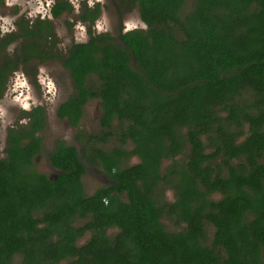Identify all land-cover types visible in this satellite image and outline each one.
<instances>
[{"label":"trees","instance_id":"trees-1","mask_svg":"<svg viewBox=\"0 0 264 264\" xmlns=\"http://www.w3.org/2000/svg\"><path fill=\"white\" fill-rule=\"evenodd\" d=\"M54 1L53 17L72 13ZM130 3L146 30L95 34L100 8L80 5L89 39L64 56L47 20L0 38V97L12 73L35 77L38 64L60 59L75 92L59 116L77 121L88 98L100 100L103 125L141 157L114 175L127 201L105 205L106 191L84 200L63 143L49 154L56 180L34 171L46 118L40 106L25 112L27 127L9 130L0 159V264H264V0ZM76 218H87L83 228ZM84 230L91 237L78 245Z\"/></svg>","mask_w":264,"mask_h":264},{"label":"flooded vegetation","instance_id":"flooded-vegetation-1","mask_svg":"<svg viewBox=\"0 0 264 264\" xmlns=\"http://www.w3.org/2000/svg\"><path fill=\"white\" fill-rule=\"evenodd\" d=\"M0 1H1L0 5L4 4V7L7 8L8 5H6V3L4 2L5 0H0ZM40 1L41 0H35V2H40ZM123 1L126 3V5L123 6V8H122L121 6L123 5ZM54 3H55V1L53 0L52 4L50 5L49 15L46 19L44 17H40L38 15H36L34 18L30 15H29V17H25L24 15H22V16H20V18L17 19V22H15L14 29L8 33L0 34V38L5 37L6 35H8L12 32H17L18 27H19L18 23H20L22 21H27L28 23H25V24H27L28 26L33 25L36 20H47V21L53 23V20L59 19L61 17L60 16V17L56 18V17H53L51 15L50 11H51V8L53 7ZM118 3H119V6H118L119 11L121 8V11L123 12V14H125L127 8L131 4L130 0H118ZM15 4L16 3L12 4L11 6L14 5L13 6L14 8H16L17 6H20V5H17V4L15 5ZM29 5L31 6V4H27L25 6L26 10L29 9ZM97 5L100 8V16H101L103 11L106 13L108 10H110L113 13V8H115V10H116L118 4H117L116 0H103V2H101V3L96 2L93 4V6H90V7L88 6V7L93 9ZM137 10H138V8H137ZM138 13H139V11H138ZM100 16L97 18V20L100 18ZM139 18H140V16H139ZM140 21H141V19H140ZM81 24H83V23H81ZM83 25L86 26L87 30L89 29L87 23H85ZM135 30H137V29H135ZM130 31H133V30L122 29L118 33H116L115 35H113L111 33H110V35L115 37L116 39H118L119 33H127ZM11 45H9V46H11ZM60 62L62 64V61H60ZM46 64H47V62L42 63V64H38L37 66H44ZM62 66H63V64H62ZM65 72H66V75L68 78L67 80L63 81L66 84L65 86H63L64 87L63 92H64L65 96L59 102V105L57 106L56 112H55V121L60 123L63 127L58 129V130H55L54 132L51 131L54 140H53L49 150L47 151V154H44V153L42 154L41 153L42 152V134L48 130V120H47V117L45 116L46 119H45L44 127H41L40 129H38L34 134V137H36L37 139L40 140V149H39V152L32 159V162H31L32 167H33L34 171L46 176L49 181L56 180L58 178V176L61 174V170H59L58 168L54 167L51 164V162L49 160V154L51 152H53V150H55L57 144L63 143V148L64 149L68 148L69 149V155H71V157H73V155H74V157L76 159L75 160L73 158L74 160L71 164H73V169H74L73 174L76 176V184L79 188H81V191L83 194L82 198L84 200L91 199L94 195H96L97 192L106 191L104 194H107L108 196H106L102 201L103 204H105V205L110 203V199L113 196H120L121 199L127 201L125 194H120L118 191L114 190L116 188L115 186L118 185V181H115L114 175L117 173L118 170H123L125 168L132 167L136 164H140L141 157L139 154L136 153L137 147L129 138H122L121 137V135H123V134H122V130H120V128L114 127L112 129H110L107 126L103 125V123L101 122L102 116H103L102 102L100 100L88 98L80 107V112L78 114L77 121L73 120L71 114H70L71 120L66 115L63 117L59 116L58 108L60 107V105L62 103L66 102L70 98V96H72L75 92L73 84H72V82L68 76V74H69L68 70L65 69ZM31 73L32 72L29 71V74H27L26 76L31 82H33L34 78H36L37 76L34 77ZM37 74H38V71H37ZM6 88H7V85H5V90H6ZM58 89H60V86L57 87V85H55V92L53 91V94L54 93L56 94ZM5 90L3 91V93L0 97V100L4 96ZM48 94H49V92H48ZM91 102L95 103L93 109L91 110V114L95 113V115H92V117L89 118V122L93 123V121H95V128L94 129H96V131H97L96 133H91L90 129L88 132V129H84L82 127V121L84 120L85 111H87V107ZM44 115H45V113H44ZM16 125L18 127L16 126L15 129L16 130L20 129V126L18 124H16ZM14 126L9 127L7 129V132H5V144L3 147V152L0 151V159H4L6 157L5 149L7 148V140L9 138V130L11 128H13ZM54 133H56V134H54ZM66 133H70V137H72L73 141L70 144L65 142L64 138H66V137H64L63 139L58 137L61 135L65 136ZM27 142H29V139H24V140L20 141V143L23 145L26 144ZM45 155H46L45 160L39 159V162L43 163V166L39 168V164L37 163V159L39 157H43ZM133 158H136L137 160H133ZM170 162H171L170 160H164L163 159L161 162V165H160V169L163 170L164 167H166L167 165L170 164ZM74 164H76L77 166L75 167ZM71 167H72V165H71ZM199 189L203 193V187L200 186ZM166 191L171 192L172 199L169 200L168 197L165 195V193H164L163 198H165V200L170 204L174 201V194H173L172 189L167 187V186H165V192ZM219 197L220 196L218 195V193H215V194L213 193L212 195H210L211 199H218ZM197 201H199V199ZM90 204H92V203L90 202ZM89 212H90L89 215L93 214L92 210H90ZM86 222H87V218H85V219L76 218V221H74L73 226L75 229H81L84 227ZM161 222L168 225V227L166 225L165 226L167 227V230L169 232L177 229V226L172 224V222H170L166 218L162 219ZM208 229L210 231V234L208 236L210 237L212 228L209 227ZM120 232L121 231L117 227L106 228V234L110 235V236L115 235V234L120 233ZM90 237H91V231L90 230H84V234L81 237H79V239L77 240L76 243H78V245H83L90 239Z\"/></svg>","mask_w":264,"mask_h":264},{"label":"rangeland","instance_id":"rangeland-1","mask_svg":"<svg viewBox=\"0 0 264 264\" xmlns=\"http://www.w3.org/2000/svg\"><path fill=\"white\" fill-rule=\"evenodd\" d=\"M117 1V8H113L112 11L108 10L106 13L103 11L100 18L96 21L95 25L92 27V31L95 34L99 33H108L115 35L120 30H144L140 27L141 21L139 18V13L136 6L131 5L127 8L126 13L119 11V3ZM5 2V1H4ZM53 0H41L40 2H35V0H16V4L20 5L14 8L13 6L4 7L0 5V34L8 33L14 29L15 22L20 16L24 15L25 17L32 16L33 18L38 15L44 17L45 19L49 15L50 5ZM73 6V11L71 14H64L59 19L53 20L52 28L56 38V48L60 56H64L68 53L69 48L72 44L76 43H85L89 39L87 28L85 25L81 24L78 19L79 7L80 5H89V0H69ZM96 2H103V0H92L91 6ZM15 4V5H16ZM29 5V9L26 10L25 6ZM126 3L123 1V5ZM29 13V14H28ZM7 20L8 23L5 24L4 21ZM71 23V26L67 27L66 22ZM3 29H7L4 31ZM20 42H15L8 47L7 52H14ZM58 60H52L47 62L44 66H37L36 72L37 76L31 82L27 78L29 72H25L23 69H20L9 76L7 82V88L5 90L3 98L0 100V151L3 152V147L5 144V132L7 129L12 126L27 127L28 119L24 118V113L29 112L35 107H42L45 113V116L48 120V130L42 134V154H47L54 138L51 131L58 130L63 126L55 121V112L56 108L59 105V102L64 98V87L66 84L63 82L67 80V75L65 69L63 68L61 62ZM58 80V81H57ZM55 85L60 86L57 93L55 92ZM49 92V94H48ZM94 102H91L87 111H85L84 120L82 121V127L84 129L91 130V133H96L95 121L93 123L89 122V118L92 117L91 110L94 107ZM27 105V109H25ZM22 121H27V123H22ZM90 124H89V123ZM56 134V133H54ZM55 137V136H54ZM64 138L65 142L70 144L73 140L70 137V133H66L65 136H58ZM41 154V155H42ZM39 157V156H38ZM37 158V157H36ZM40 160H45L46 155L39 157L37 163L39 168L43 166ZM133 160H137L133 158ZM165 195L169 200L172 199L171 192L164 190ZM167 227L168 225L165 224Z\"/></svg>","mask_w":264,"mask_h":264},{"label":"clouds","instance_id":"clouds-1","mask_svg":"<svg viewBox=\"0 0 264 264\" xmlns=\"http://www.w3.org/2000/svg\"><path fill=\"white\" fill-rule=\"evenodd\" d=\"M15 2H16V0H5V3H6V5H8V6H11V5L14 4ZM91 4H92V0H89V5L91 6ZM4 23L7 24L8 21L5 20ZM140 27H141L142 29H144V30L147 29V25L144 24V23H141ZM3 30H4V31H7V29H3ZM24 107H25V109H27V105H25ZM22 123H27V121H22Z\"/></svg>","mask_w":264,"mask_h":264}]
</instances>
